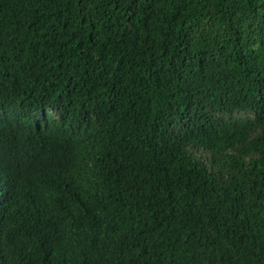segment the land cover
I'll use <instances>...</instances> for the list:
<instances>
[{
	"label": "trees",
	"instance_id": "1",
	"mask_svg": "<svg viewBox=\"0 0 264 264\" xmlns=\"http://www.w3.org/2000/svg\"><path fill=\"white\" fill-rule=\"evenodd\" d=\"M0 264H264V0H0Z\"/></svg>",
	"mask_w": 264,
	"mask_h": 264
}]
</instances>
